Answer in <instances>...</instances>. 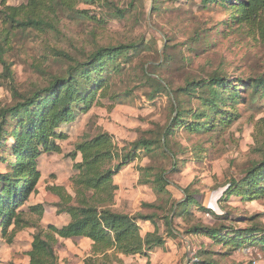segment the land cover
<instances>
[{
	"label": "rangeland",
	"instance_id": "374dc122",
	"mask_svg": "<svg viewBox=\"0 0 264 264\" xmlns=\"http://www.w3.org/2000/svg\"><path fill=\"white\" fill-rule=\"evenodd\" d=\"M28 1L0 0V5L20 6ZM156 1L103 0L101 5H78L77 8L88 10L101 22L56 7L55 12L49 11L46 16L56 29L47 32L19 29L11 31L8 39L0 32V56L11 63L15 78V84L2 78L3 66L0 63V108L15 104L12 85L22 93L33 94L38 88L48 87L54 76L67 74L75 59L84 61L100 47L133 41L139 45L143 39L146 40L137 51L130 50L127 56L116 55L99 73L93 74L105 79L107 96L99 95L89 111L79 113L75 121L65 125L64 131L69 137L60 141L61 153L42 152L40 155L42 176L37 191L30 195L24 208L43 203L44 223H62L54 206L57 198L47 187L63 185L73 194L71 178L76 170L75 161L69 154L85 135L109 132L114 137L117 150L126 154L141 133L150 135L151 130L158 133L162 127L175 126L177 112L167 88L176 90L186 86L190 80L213 74L245 82L264 73V45L260 37L248 27L238 29L232 24L227 29L223 25L217 26L230 18L223 7L215 3L204 7L203 0ZM119 10L124 11V17H119ZM5 27L7 25L0 18V30ZM201 28H206L208 38L190 43L194 32ZM167 58L171 60L166 61ZM238 88H243L235 103L238 119L230 125L221 124L225 127L214 132L187 135L182 131L176 137L188 150L180 158L178 170L168 173L172 181L168 186L170 194L160 193L152 183L146 182V179L152 180L153 170L171 168V163L158 146L151 152L140 151L141 157L114 177L119 185L116 204L120 208L117 207L129 214L152 215L153 220L143 222L144 228L152 227V223L158 226L168 243L163 250H155L149 257H122L120 254L113 256L110 264H189L198 251H205L207 260H215L219 264H264L262 244L254 243L264 233V194H257L252 199H246L245 194L224 197L236 183L243 185L242 191L249 190L244 180L248 169L263 156L264 97L253 99L251 90L244 89L245 85L239 84ZM179 101L186 109L199 107L195 101L191 103L184 99L183 93L179 95ZM187 120H193L190 114L183 117V121ZM16 123L17 119H14L6 129L13 130ZM196 144L207 148L199 157L191 153ZM8 154H11L10 150L5 152L6 156ZM0 168L4 172L6 165L0 162ZM260 184L264 186V183ZM185 188L190 189L202 206L225 219H216L214 214L195 205L191 218L174 219L175 234L170 235L166 229V217L171 214L170 206L184 197L182 190ZM197 223L217 228L224 226L232 232L253 227L259 230L257 235H243L241 238L247 236L252 239L234 249L210 236L187 233ZM29 230L33 231L27 228L19 231L12 245L4 242L0 235V264H26V250L32 234ZM57 252L59 264H84L90 249L85 239L76 238L59 242Z\"/></svg>",
	"mask_w": 264,
	"mask_h": 264
},
{
	"label": "trees",
	"instance_id": "16d2710c",
	"mask_svg": "<svg viewBox=\"0 0 264 264\" xmlns=\"http://www.w3.org/2000/svg\"><path fill=\"white\" fill-rule=\"evenodd\" d=\"M102 1L29 0L20 6L0 5V18L2 23L7 25L0 32L6 34L8 39L11 31L19 29L33 28L42 32L56 29L53 22L46 17L49 11L55 12L56 7L67 9L85 19L101 22L88 10L77 7L79 4L101 5ZM203 2L206 5L204 7H211L215 3L230 15L229 19L217 26L223 25L227 29H230L232 24L238 26V29L248 27L258 34L264 45V0H203ZM119 13V17H124V11L119 10ZM207 35L206 28H201L194 32L190 43L203 41L208 38ZM142 43H146V40L143 39L140 44ZM140 44L133 41L118 46L100 47L84 61L75 59L67 74L54 76L48 87L38 88L33 94L22 93L12 85L15 84V78L11 63L0 56V63L3 66L2 78L12 83L15 100L13 106L0 108V162L6 165L4 172L0 168V235L3 241L12 244L20 230L34 228L31 249L27 252L29 264H59L60 257L56 250L59 238L86 237L92 241L91 255L85 258L84 264H110L113 256L117 257L120 254L149 257V251L164 249L167 241L158 226H155L153 232L142 234L141 222L153 220L152 215L129 214L116 207L119 186L114 177L128 164L140 158V151L151 152L158 146L163 156L171 163V168L153 170L152 180L146 179V182L152 183L158 192L170 194L168 186L172 181L168 173L178 170L182 161L180 158L185 156L188 150L176 137L180 136L182 131L187 135L214 132L220 127H225L220 126L221 124L230 125L238 119L235 103L240 89H243L238 88L239 84L245 85L244 89L251 90L250 95L253 99L264 97V73L245 82L230 79L226 75L213 74L199 80H190L186 86L176 90L167 88L171 94L173 108L177 112L174 120L176 122L173 123L175 126L162 127L158 133L151 130L150 135L146 132L141 133L131 143V148L126 154H121L117 150L114 137L109 132H99L94 136L85 135L69 154L75 161L76 170L71 178L73 194L63 185L53 184L47 187L48 191L59 198V201L54 203L57 212L68 214L70 221L62 227L54 224L44 225L43 203L31 204L24 208L30 195L37 191L42 176L39 169L40 155L42 152L61 153L63 149L60 141L69 137L64 131L65 125L75 121L79 113L89 111L99 95L107 96L108 86L105 85V79L93 74L99 73L107 62L117 57L116 55L127 56L128 51L133 49L137 51ZM204 44H207V40H204ZM57 53L63 55L62 52ZM170 60L167 58L166 61ZM146 74L151 76L149 72ZM181 93L184 99L191 103L195 101L199 107L184 108L179 101ZM188 114L193 120L183 121V117ZM14 119H17L15 128L6 129ZM183 124L185 126H182ZM8 150L11 154L6 156L5 152ZM203 150L207 148L196 144L193 145L191 153L199 157ZM261 151L262 158L254 162L244 179L249 190L242 191V184H233L235 186L224 195L226 199L232 194L237 196L245 194L246 199H252L260 193L264 194V186L260 184L264 183V146L261 147ZM149 169L152 170L153 167ZM182 191L184 197L170 206L171 214L166 217V229L170 235L175 234L174 219L191 218L192 207L195 205L214 214L216 219H225L212 209L202 206V202L189 188ZM229 229L224 226L217 228L197 223L191 226L187 233L204 234L239 249L252 239L247 236L241 238L243 235L247 233L257 235L256 232L259 230L257 227L240 232H232ZM254 243L262 244L264 249V233L258 236ZM198 252L191 258L189 264H219L215 260H207L205 251Z\"/></svg>",
	"mask_w": 264,
	"mask_h": 264
},
{
	"label": "crops",
	"instance_id": "0c3cea01",
	"mask_svg": "<svg viewBox=\"0 0 264 264\" xmlns=\"http://www.w3.org/2000/svg\"><path fill=\"white\" fill-rule=\"evenodd\" d=\"M79 160H80V157L78 158ZM125 168V167H124ZM123 168V169H124ZM122 169V170H123ZM117 176V175H116ZM116 178V177H115ZM116 184H118L117 182H116ZM119 186V185H118ZM51 193V192H50ZM53 194V193H52ZM53 196H55L57 199L55 200V202L54 203H56V202H58L59 201V198H58V196H56L55 194H53ZM117 197H118V195H116V201H117ZM119 207V204L117 203L116 204V207ZM117 207V208H118ZM120 208V207H119ZM56 211H57V207H56ZM57 214H59L58 212H57ZM59 219H62L61 221H62V223L60 222V224L59 223H55V222H48V223H44L43 222V219H42V223L44 224V225H48V224H54V225H56V226H58V227H62V226H64V225H66V224H68L69 223V221H70V216L68 215V214H66V213H62V214H59ZM150 220H148V222H149ZM152 223V222H151ZM151 226L152 227H147V228H144V226H143V222H141V227H142V234L143 235H146L148 232H153L154 230H155V226H154V224L152 223L151 224ZM154 226V227H153ZM24 229H26V228H24ZM27 229H33V231L32 230H29V232L30 233H32L31 234V236H30V244H29V246L27 247V250H26V252H28L30 249H31V244H32V241H33V233L35 232V229L34 228H30V227H28ZM23 230V229H22ZM21 231V230H20ZM76 238H79V239H85L86 241H87V243L89 244V249H90V253H89V255L88 256H90L91 255V248H92V241L89 239V238H86V237H73V238H59V240H58V244H59V242H61V241H64V240H67V239H76ZM15 239H17L16 237H15ZM166 241H167V239H166ZM5 242V241H4ZM14 242H15V240H14ZM14 242L12 243V244H14ZM167 243L168 242H166V246H167ZM8 244V243H7ZM12 244H8V245H12ZM57 244V245H58ZM56 250H57V246H56ZM155 250H163V249H154V250H152V251H149V254L151 255V253H153V251H155ZM58 253V252H57ZM27 256H28V254H27ZM87 256V257H88ZM125 255H123L122 254V257H124ZM132 256H139V255H132ZM28 258V260H27V262H26V264H29V260H30V258H29V256L27 257Z\"/></svg>",
	"mask_w": 264,
	"mask_h": 264
}]
</instances>
